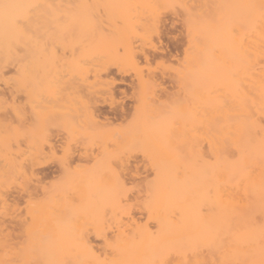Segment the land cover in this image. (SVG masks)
I'll return each mask as SVG.
<instances>
[{
    "label": "rangeland",
    "instance_id": "rangeland-1",
    "mask_svg": "<svg viewBox=\"0 0 264 264\" xmlns=\"http://www.w3.org/2000/svg\"><path fill=\"white\" fill-rule=\"evenodd\" d=\"M256 1L41 2L44 11L72 13L74 19L28 23L25 44L17 45L2 70L0 198L7 202L0 203L1 260L96 264L97 255L100 260L104 257L105 245H115L123 236L134 240L141 227L143 235L155 231L153 214L166 215L170 208L176 218L172 220L168 212L163 216L168 223L187 226L185 217L187 223L195 219L193 223L198 222L188 226L203 225L202 236L210 237L218 147L227 164L244 160L248 166L253 159L243 169L260 172L264 167V0ZM159 40L169 58L161 59L155 51ZM187 40L192 41L189 49ZM142 52L157 55L150 71L140 59ZM132 54L141 61L138 73L142 77L156 73L169 97L158 91L159 85L139 83L141 76L127 56ZM107 66L112 72L117 67L126 70L133 78L126 75V79L135 82L127 88L117 74L115 98H122L124 89V102L141 107L134 111L127 104L132 112L114 130L96 126L89 114L94 101L103 103V111L109 108ZM55 135L59 141L52 148L48 140ZM247 140L256 148H248ZM77 151L94 153L98 159L71 160ZM247 154L252 157L245 160ZM124 159L129 163L122 166ZM242 162L236 164L237 172ZM32 168L55 172L39 182L43 188L39 194L27 195L37 184ZM169 177L187 178L180 183L186 186L180 199L166 195ZM18 193L24 197L13 200L12 194ZM182 196L190 204L183 203ZM168 198L174 203L170 205ZM164 200L169 204L157 205ZM205 217L207 223L201 219ZM40 249L43 258L38 260ZM106 251L113 255L111 248Z\"/></svg>",
    "mask_w": 264,
    "mask_h": 264
},
{
    "label": "bare ground",
    "instance_id": "bare-ground-1",
    "mask_svg": "<svg viewBox=\"0 0 264 264\" xmlns=\"http://www.w3.org/2000/svg\"><path fill=\"white\" fill-rule=\"evenodd\" d=\"M42 1L43 0H0V77L3 74L2 73L3 68L5 66H7V64L10 62L11 55L13 54V52H15L17 50L16 49L17 45L21 46V44L22 45L25 44L24 39L27 37L26 32H27L28 23L37 22V21L45 20V19L57 20V19L61 18V20H63V21L67 18L70 20L74 19V15L72 13H63L61 15L59 12L53 11L51 9H48V11L47 10L44 11L41 8L42 7L41 4L43 3ZM260 1L262 2V0L256 1L257 4ZM252 2L251 3L249 2L251 5L250 7H252ZM46 5L51 6L52 4L50 1H47ZM203 17H204V19H207V18H209V15L207 14V15H204ZM57 26L59 27V24ZM203 30H204V33L207 32V26L206 25L204 27H202V31ZM189 31L191 33V39L190 38H188V39L192 40L193 39L192 38L193 32H191L192 30L190 27H189ZM190 33H188V34H190ZM158 39H161V37L160 38L158 37ZM161 41L162 40H159V42L157 41V44H159L157 46H159V47L155 46V51L159 52L158 55L161 59H164L165 57L169 58V55L167 56L166 51H165L167 48H165L164 50L161 48L162 45L164 44V42H161ZM175 42L177 44L179 41L177 42L175 40ZM187 42H188V40H187ZM190 43H192V41ZM190 43L188 42L187 45L188 46L191 45ZM165 47H167V46H165ZM189 48H190V46L188 47V49ZM188 49L186 48V50H188ZM154 54L148 55L145 52L140 53V59H142L144 61V65L146 66L147 70H149L150 67H148V66H150V63L152 62V60L155 57ZM169 54H170V52H169ZM127 56H130L129 60L132 64V66L135 67V70H136V68L139 69V67H142L141 65L139 66L141 61L139 62L140 59L137 58V57H139V56H137V54L136 55H134V54L127 55ZM125 71H124V69L119 68V67L116 68V72H112L111 68L108 66L105 68V74L108 77L107 78V84H108L107 92L109 94L108 97L110 99V102L108 103L109 108L107 111H103L102 110L103 108L101 109V105L103 103L100 104V103L95 102V101L93 102L92 106L90 107L89 114H90V117L92 119L91 121L94 122L96 126L114 130L115 128H117V126H119L122 122H124L125 119H127V117L131 114L130 111L131 112H132V110L136 111V110H139L141 108L140 105L139 106L137 105L138 103L135 104V106L133 105L134 107L127 103L130 107H132V110H130V107L124 102V101H126V100H124L126 98V91L124 89L121 90V94L123 95V97L119 98V99L115 98V94H116L115 93L116 92L115 86H117V82H116V75L117 74L122 77L121 81H122V83H124L126 85L127 88H129V87L133 88L134 87L135 82H133L132 80H130V81L127 80L128 78L129 79L131 78V75L126 74L127 72H125ZM136 73H138V70H136ZM138 74L140 75V73H138ZM147 74H149L148 76L146 75L147 77H142L143 74L140 75L141 76L140 78L136 77V78H139V83L140 84H147V85L148 84L159 85L160 88L158 91H160L162 95L169 97V90H167L168 88L166 85H165L166 87L164 85H162L163 82L159 81V76H157L156 73H153V71L150 73H147ZM126 75L130 76V77H128L126 79V77H127ZM162 77H164V76H162ZM162 77H161V79H163ZM131 79H133V78H131ZM167 79L169 80V78H167ZM168 80H167V82H168ZM118 83H119V81H118ZM159 96H160V98L162 97L161 95H159ZM159 96H158V99H159ZM93 99L95 100V98H93ZM113 100H119V101L114 102ZM160 101L161 100H158V102H160ZM155 102H156V100H155ZM116 103L118 104V108L116 106L117 105ZM258 126H259V123H258ZM256 130H257V128L255 129V131ZM262 130L264 131V129H262ZM51 137L52 138H49L50 140H48L49 146L52 148H55L54 146L56 145V143L59 140H58L56 135L51 136ZM248 139H249V137H248ZM251 140H254V139H251ZM248 141H250V140H247V142H245V144L247 143L246 146H248V148H249V146L250 147L254 146L253 148H256L257 145H255L256 144L255 142L252 143V141L251 142H248ZM254 141H256V140H254ZM258 148L259 147H257V149ZM220 150H221L220 147H218V149H217L218 157L216 159L217 165H216V175H215L216 186H214V187H216V189L214 190L215 194H214L213 201L211 202L212 206L210 207L211 209H213V211H210V213L212 212L210 214L211 215L210 218L213 219V221H212L213 223L211 222V224H212L211 235L209 233H206L207 235L209 234L210 237H206L205 235L202 236V232L204 234V231L202 229L203 225L201 226L202 227L201 228L199 225L200 223L198 224L199 225L198 229H196L197 225H195V227H196L195 229H193L192 226L189 227L191 223L192 224L195 223V222L193 223V221H195V219H193V220L191 219L192 220L191 223L186 222L187 217H185V216H188V209L185 208L186 207L185 204H188L189 200L188 201H187V199L185 200L186 197L184 198L182 196L183 197V200H182L183 203L185 200V204H184L185 207L184 208L186 210L183 209L184 210L183 213L185 215L184 217L186 218L185 223L187 224V226L184 224L186 227L185 226H175V225L171 224V223H175V222L168 223L165 219H163V216L165 215L164 213L163 214L162 213L161 214L154 213L153 219H155V221H157V223H158L157 229L155 231L151 230V231L147 232V230H146L145 232H147V233H145L143 235V230L142 231H140V230L144 227H141L140 230L138 231V232H140V234H138L137 237L134 238V240H132V239L126 240V238L123 239V237H124L123 236L122 239H119L118 240L119 242L116 243L115 245H109V244L105 245L104 247L106 249H109V248L112 249L111 253L113 252V255L111 256V254H110L111 257L109 255H107L106 252L108 250L106 251V249L103 248L104 252H105V253H103L104 257H103V259L100 260V258H102V257L97 255L100 258L97 257L99 261L96 260V261H98V263H96V264H264V173L262 174V172H261L262 170L264 171V167L261 166L262 169L260 172L259 171H255V172L251 171V172H253V173H251L250 171L245 170L246 169L245 166H247V164L244 165L243 163L245 161L241 158L243 160V162L240 160L239 161L242 162L243 165L240 166L239 172H237L238 168H237L236 164L237 163L240 164V162L238 161L235 163L233 161V163L230 162V164H227L226 160L222 159V157H220ZM253 150L251 148V151H253ZM249 154L244 155V157L246 156L245 160L249 159V157L251 156ZM69 158H70V156H69ZM69 158H68L67 162H65L66 166L68 165V162H70ZM72 159H76V160L87 159L90 161H96L98 159V157L94 153H87L85 151H83V152L77 151V152L72 154L71 160ZM250 160H251V163L253 164V162H252L253 159H250ZM250 160H249V163H250ZM128 163H129V160L124 159L123 161H121L120 164H122V166H123V165H126ZM249 163H248V166H249ZM254 163H256V162H254ZM257 164H259L258 161H257ZM62 166H64V165H62ZM248 166H247V168H249ZM257 167L259 168L258 165L255 168H257ZM243 168H245V169H243ZM240 169H241V171H240ZM32 171L34 172L37 184L34 185V188L27 195L39 194L41 189H43L42 186L39 184V182L43 178H45L49 175H53V173L55 172L53 170V168H51V170H49V171L46 170L47 172L45 170L35 171L34 168H32ZM138 175H139V173L136 170V172H135V174H133V176L136 177ZM170 178L171 177H169V179ZM172 178L173 179L169 180V193L168 194L165 193V194L167 196L169 195V197H172V195L170 196V193L176 194L178 197L179 194L182 193L180 191L185 190L186 186L183 185V187H182V184H184L183 182H186L187 178H180V179H177L178 177L175 179H174V177H172ZM180 183H182V184H180ZM179 185H180V187H182V189L180 188L181 190H179V188L177 187V189H178V191H177L176 186H179ZM189 188L190 187H188L187 189L190 190ZM154 192H153V194H154ZM156 193H158V192L156 191ZM159 194H158V198L160 199L161 196L159 197ZM188 194L190 196L193 195L190 193H188ZM176 195H174V197L172 198L173 200H175L174 198ZM12 197L14 200V199H17V197L18 198L24 197V195H23V193L12 194ZM161 198L165 199V197H163V196ZM0 199H1L0 203L5 206V203H3V202H7L6 201L7 198L2 197ZM169 199L170 198H168V200ZM178 199H180V196L178 197ZM210 199H211V197L209 198V200ZM152 200H154V199H152ZM209 200H205V201H209ZM156 201H159V200L157 199ZM170 201H171L170 205L172 203H174V202H172L171 199H170ZM180 201L181 200H179V202ZM186 201H187V203H186ZM179 202L178 203L176 202V203L180 204L181 202L180 203ZM200 203L201 202L199 199L198 204H200ZM205 203L210 204V201L205 202ZM164 204L166 206V204H169V202H167V200H164V203H163V201L160 203L157 202V205H159V206L161 205V207H163L162 205H164ZM192 205H193V203H192ZM200 205H202V204H200ZM161 207L158 209H161ZM172 207H174V206H172ZM178 208H180V206ZM199 208H200V206H199ZM165 209H166V207H165ZM165 209H164V212H166ZM171 209L172 208H170V212H171ZM175 209H177V208H174V211H176ZM162 210H160L159 212H161ZM181 211L182 210H180V212ZM190 211H192V210H190ZM168 212L166 213V215L170 213V212L169 213ZM178 212H179V210H178ZM178 212L176 211L174 213H177L180 217H182V215H180V213H178ZM172 213H170L169 215L171 218L173 217L175 219L176 218L174 216L175 214L173 215ZM199 213H200V211H199ZM171 214L173 216H171ZM208 215H209V213H208ZM197 216H199V214ZM200 216H201V214H200ZM191 217H192V215H191ZM173 218H172V220H173ZM201 219L207 220L206 217H205V219H203V218H201ZM172 220L169 219L168 221H172ZM180 221H181V219H180ZM189 221H190V219H189ZM182 222H184V220H182ZM204 222L207 223L208 220L204 221ZM188 224H189V226H188ZM176 225H177V223H176ZM179 225H180V223H179ZM205 225L208 226V224H205ZM205 225H204V227H205ZM208 228H207V230H208ZM141 232H142V234H141ZM136 234H137V232H136ZM136 234L133 237H135ZM183 237H185L186 239L183 240ZM4 247L5 246H3V248ZM37 248H40V247L38 246ZM91 249H92V247H91ZM4 250H6V249H4ZM40 251H42V250L40 249L39 252ZM0 252H1L0 253V255H1L2 251H0ZM39 252H36V253H39ZM44 253H46V252H44ZM95 253L96 252H94V254ZM39 254L42 256L43 253L40 252ZM47 254H49L48 251H47ZM47 254H45L44 256H46ZM91 254H92V252H91ZM40 255H39V258L37 257L38 260H40V258H43V256L41 257ZM92 256L94 259V255H92ZM0 257H2V255ZM52 258H50V259H52ZM48 259H49V257H48ZM3 260L4 259H2V260L0 259V264L1 263L2 264L8 263V261H3ZM53 261L54 260H51L48 263H51ZM45 262L42 261V263H45ZM90 262H92V261H89V264H92ZM8 264H12V263L10 262ZM32 264H34V261ZM46 264H47V262H46ZM54 264H56V263L54 262Z\"/></svg>",
    "mask_w": 264,
    "mask_h": 264
}]
</instances>
